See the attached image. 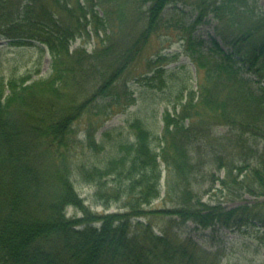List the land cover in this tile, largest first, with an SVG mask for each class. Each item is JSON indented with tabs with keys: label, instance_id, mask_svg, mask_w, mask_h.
Returning a JSON list of instances; mask_svg holds the SVG:
<instances>
[{
	"label": "trees",
	"instance_id": "obj_1",
	"mask_svg": "<svg viewBox=\"0 0 264 264\" xmlns=\"http://www.w3.org/2000/svg\"><path fill=\"white\" fill-rule=\"evenodd\" d=\"M251 1L196 0L185 49L196 88L179 112H165L158 148L136 120V141L121 146L123 155L106 169L84 171L88 182L116 177L113 197L126 200V211L98 216L84 207L72 180V160L81 154L75 126L86 118V142L102 149L96 133L127 91L120 81L176 0H0V39L18 47L41 44L51 57L47 79L24 75L0 83V264H220L217 251L202 248L177 226L232 229L255 217L203 201L199 176L215 166L225 171L215 178L220 192L235 183L264 196V150L258 147L264 143V12L259 0ZM210 13L228 24L216 33L227 52L215 38L208 47L193 37ZM78 40L82 45L72 50ZM90 40L95 47L88 52ZM149 60L152 72L162 58ZM156 70L162 76V68ZM215 125L236 134L229 147L205 143ZM162 164L163 200L171 207L147 210L162 195ZM239 168L247 169L245 175L231 183ZM71 206L85 216L69 218ZM151 214L164 221L159 231L144 219Z\"/></svg>",
	"mask_w": 264,
	"mask_h": 264
},
{
	"label": "rangeland",
	"instance_id": "obj_2",
	"mask_svg": "<svg viewBox=\"0 0 264 264\" xmlns=\"http://www.w3.org/2000/svg\"><path fill=\"white\" fill-rule=\"evenodd\" d=\"M251 4L253 5V0ZM258 5L264 12V0H259ZM196 6V0H176L166 10L159 29L146 45L142 58L137 62L131 74L120 81L122 89L125 85L127 91H122L120 104H117L118 107L112 116L106 118L107 120L96 133V144L102 147L101 150L90 147L86 142L84 133L86 118L81 119L75 126L81 141L79 148L81 154L74 156L72 160V169L74 170L72 180L78 197L90 213L101 216L124 212L126 211V200L119 198L120 194L113 197L114 188L119 186L116 177L105 175L99 181L88 182L84 171H92V167L106 169L112 160L123 155L121 146L130 145L136 141L135 130L132 127L136 120H140L151 132L152 146L154 149L158 148L165 112L169 111L172 114L175 111L179 112L191 89L196 88L197 72L185 52L186 45H188V32H190L188 27L191 26L199 11ZM227 25L216 19L215 14H207L202 23L192 32L193 37L200 36V39L206 41L208 47H211L210 40L215 38L221 48L227 52L228 47L216 34L217 30L221 32L225 30L224 27ZM80 45H82V41L78 40L71 49H76ZM85 47L88 52L93 51L94 41L90 40V43H86ZM148 58L155 61L162 58L152 65L154 70L152 72L148 71L147 62L150 61ZM159 67L163 70L162 76L157 73L156 69ZM50 74L51 57L45 46L38 43L21 47L10 46L7 40L0 39L1 84L5 85L10 79L20 78L24 75H30L33 81L47 79ZM251 78L256 80L254 77ZM125 93L128 98L123 97ZM194 124L195 127L197 123ZM207 131L209 135L205 139V143L208 145L214 143L221 147H229L231 139L234 140L236 136L227 126L215 125ZM249 143L253 144L254 141L250 138ZM258 144L259 150H264V143L258 142ZM236 149L234 148V151ZM228 151H230L229 148ZM220 153L225 154L223 148ZM236 156L238 158L237 165L242 166L241 156L238 153ZM257 166L254 160L252 167ZM246 170V168L236 170L231 183L241 181ZM208 171L210 174L199 176V185L196 187V190L203 196V201L220 203L226 210L240 208V211L244 213L247 210L253 211L255 217L247 224L232 229L221 226L203 228L189 222L178 225L177 230L183 236L194 239L202 248L217 251L220 255V264H264V196H253L245 189L237 187L235 183L230 184L232 187L220 192L219 184L217 181L215 182V178H223L225 171H219L216 166ZM162 173V195L150 206H147V210L171 207L163 200L167 173L163 164ZM242 173L244 174L242 175ZM124 197L126 196L124 195ZM67 216L82 219L85 214L81 209L71 206L67 210ZM144 219L146 221L150 219L155 231H159L164 222L161 217L154 214Z\"/></svg>",
	"mask_w": 264,
	"mask_h": 264
}]
</instances>
